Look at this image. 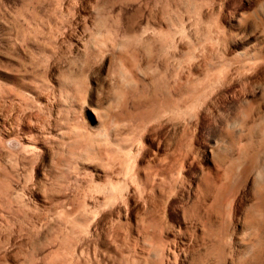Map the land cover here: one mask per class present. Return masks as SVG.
Segmentation results:
<instances>
[{"label":"rangeland","instance_id":"1","mask_svg":"<svg viewBox=\"0 0 264 264\" xmlns=\"http://www.w3.org/2000/svg\"><path fill=\"white\" fill-rule=\"evenodd\" d=\"M255 165L264 0H0V264H232Z\"/></svg>","mask_w":264,"mask_h":264},{"label":"bare ground","instance_id":"2","mask_svg":"<svg viewBox=\"0 0 264 264\" xmlns=\"http://www.w3.org/2000/svg\"><path fill=\"white\" fill-rule=\"evenodd\" d=\"M245 64H247V63H245ZM214 146H215L216 151L220 153V151L222 150L221 147H219V145L216 142H214ZM253 174H254L253 181L256 180L257 178L264 177V169L261 166L255 165L253 167ZM231 205H232V203H231ZM247 207H248V204L244 205L243 208H242V211H241V222H242V226L241 227H237L238 224L233 222V220L231 221V220L228 219L227 222L225 223V228H226V231H227L226 235H227L228 239L230 240V244H231L230 254L233 251V247L238 245V243H240L242 241L243 237L245 235L247 236V234H249L250 232H254V233L257 234V239L258 240L256 241V248L257 247L258 248L255 249L254 251H251V253H249L247 257L242 254L243 252L236 253L234 255L235 258H232V264H240L242 262H244V264H263L264 262L262 260H264V253L261 250L262 249L261 244H262V241H263L262 233L264 231H262V227L258 223L259 222L258 221V214L256 212L255 213L254 212L253 213H249ZM235 234L240 236L239 237L241 239L240 241L232 242L233 241L232 237ZM251 250H253V249H251Z\"/></svg>","mask_w":264,"mask_h":264}]
</instances>
